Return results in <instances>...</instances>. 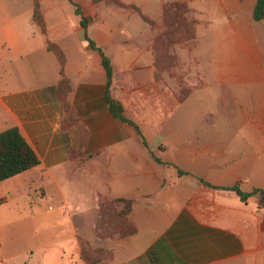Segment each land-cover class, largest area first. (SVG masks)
Wrapping results in <instances>:
<instances>
[{
  "label": "crops",
  "instance_id": "1",
  "mask_svg": "<svg viewBox=\"0 0 264 264\" xmlns=\"http://www.w3.org/2000/svg\"><path fill=\"white\" fill-rule=\"evenodd\" d=\"M119 1L126 7L74 0L89 19V38L103 54L112 52L111 92L138 125L147 148L133 127L111 115L101 56L83 42L73 6L67 0H37L43 33L33 21L34 0H0V132L16 127L39 160L33 169L0 182V264H87L80 259L76 233L80 224L94 221L87 212H95L99 196L132 199L129 220L136 233L109 246L111 259L91 264H264V204L257 196L242 202L219 189L238 185L243 192L264 191V52L259 53L258 22L252 19L256 0H211L226 21L218 30L226 35V48L245 51L248 58L220 64L225 67L221 81L230 70L233 118L210 123L204 138L191 137L190 123L173 122L175 115L184 116L197 89L191 88L186 65L179 60L181 81L191 91L182 103L176 99V65L159 72L158 79L154 66L164 6L189 8L192 0ZM132 7L150 20L160 11L161 19L152 20L151 27ZM101 8L135 15L146 27L136 39L126 33L127 39L118 41L113 34L123 26H108ZM48 43L64 55L77 124L63 125L56 95L60 65ZM183 47L169 45L168 50ZM165 131L166 142L158 139ZM152 146L161 157L153 155ZM69 153L78 155L71 160ZM97 173L103 175L100 184L73 193L70 201L57 183ZM32 178L40 180L44 204L20 210L12 204L18 197L13 185L20 184L25 194ZM114 183L122 188L116 190ZM83 195L93 200L89 208L80 203Z\"/></svg>",
  "mask_w": 264,
  "mask_h": 264
},
{
  "label": "rangeland",
  "instance_id": "2",
  "mask_svg": "<svg viewBox=\"0 0 264 264\" xmlns=\"http://www.w3.org/2000/svg\"><path fill=\"white\" fill-rule=\"evenodd\" d=\"M108 3V2H107ZM110 4V3H109ZM189 12L186 13L184 20L191 24V27L195 33V39L193 41L186 40L180 41L178 44L183 46L186 44V49L179 48L180 50L167 51L166 54L173 59V65H176V99L177 102L182 103L184 99L191 92L188 88H185V84L181 81V76L179 71L183 69L182 64L186 65L189 70V75L193 78V83L191 84L192 89H196L189 105L186 107V112L184 116L175 115L173 122L178 126L182 123H190L192 126V131L190 132L191 137L195 138V135H200L204 138L208 134L210 123H229L232 122V112L234 111V105L232 102V83L230 82V70L229 75L220 80V72L224 67H220L223 60L228 58L244 60L248 58L245 51H231L226 48V35H218V30L222 27V22H226L224 18H221L220 13L216 8V4L211 0H192L189 2ZM110 10V9H109ZM105 11V13H103ZM100 13L103 14L107 20V25L111 27H117L122 25L124 31H115L113 37L118 41H122L126 38V33L130 34L133 39L139 36V33L145 29L146 25L137 16L131 15H119L112 9V11H106L104 8L100 9ZM155 13V12H154ZM158 15V16H157ZM161 12H156V16L152 17L154 21H160ZM120 25V26H121ZM256 29V39L259 41L261 46V51L264 52V22L257 23L255 25ZM161 32L157 35H164L165 27L161 28ZM185 32L184 30L182 31ZM230 44V43H228ZM173 54H172V53ZM112 52L105 51L104 55L108 57ZM224 54V56L222 55ZM173 67V66H172ZM225 70V69H224ZM230 76V77H229ZM228 78V79H227ZM259 83L255 84L256 91L260 93ZM189 92V93H188ZM186 93L188 95L186 96ZM184 97V99H183ZM206 123V124H205ZM177 129V128H176ZM175 129V130H176ZM177 131V130H176ZM143 134V133H142ZM144 136V135H143ZM163 141H167L166 131L158 137ZM163 150L162 145L159 147ZM161 151L155 149L152 146V153L156 157H161ZM103 178L101 173H97L95 177H80L79 175L65 179L58 178L57 183L62 189L64 195L70 199H73L72 194L85 189L91 185H99V181ZM20 182L23 183V177H20ZM47 182V180H44ZM122 184L114 183L113 187L116 190L122 188ZM50 186H53L50 185ZM13 188L17 192L16 202L12 203L17 206L20 210L31 207L36 208L44 204L41 201V183L39 179L32 178L27 180V185L25 187V194L21 192V186L18 183H14ZM81 204L84 208H89L93 204L91 197L83 195ZM100 200L111 201L116 198H109L105 196H99L97 198ZM120 207L115 208L117 212ZM90 212V214H89ZM87 218L90 216L94 218L91 224H80L77 230V239L80 247V259L81 254L84 257H88L91 260L99 259H109L112 258V250L109 248L115 241L123 239L119 236V231L110 229L106 226L96 228V222L98 219V213L89 211ZM74 212H70L72 217ZM64 216V214H63ZM65 216H67L65 214ZM116 222L113 221V224ZM48 222L47 225H50ZM53 227V226H52ZM39 229V228H38ZM82 260V259H81Z\"/></svg>",
  "mask_w": 264,
  "mask_h": 264
},
{
  "label": "trees",
  "instance_id": "3",
  "mask_svg": "<svg viewBox=\"0 0 264 264\" xmlns=\"http://www.w3.org/2000/svg\"><path fill=\"white\" fill-rule=\"evenodd\" d=\"M74 8V13L77 15L80 20V26L82 28L81 37L83 42L86 44V47L89 50L97 52L101 56L102 66L105 71L106 76V89L104 94L105 102L108 106V109L111 115L114 118H117L123 123L128 124L133 127L137 133V137L140 143L147 148L146 140L139 129L138 125L132 120L128 119L124 114V108L121 103L114 97L111 92V82L113 69L111 62L108 57H106L100 48L89 38L87 34V27L89 19L81 15L79 6L74 2V0H67ZM92 3L97 4L102 1H106L111 5L116 7H126L121 4L119 0H91ZM136 10L141 19L151 27L155 24L152 20L142 16L137 8L132 7ZM189 12V8L186 4L171 3L165 5L163 8V25L165 27L164 35H156L153 45L154 53V66L156 68V79H158V73L170 69L173 66V59L170 58L166 52L168 51L169 45H176L180 41L195 39V33L191 27V24L184 20L186 13ZM252 19L255 22L262 23L264 22V0H256L253 12ZM33 21L45 33V27L39 13V6L37 0H34V12H33ZM183 32L182 34V31ZM48 49L55 54L60 65V80L57 85V99L59 100L61 110L65 114V119L63 125L68 126L71 124H77V121L74 117V114L70 106V94L72 91V86L70 80L65 76L63 71L64 66V55L52 43L47 44ZM189 93V92H188ZM186 93V96L188 95ZM184 99V97H183ZM76 153H69L70 159H74ZM93 158V155L87 156V159ZM154 161L162 165H168L162 163L159 159L152 156ZM39 165V160L29 144L20 134L19 130L16 127H12L0 132V182L19 175L27 170L33 169ZM179 175H187L186 172L178 170ZM200 182L210 187L208 183L203 180ZM227 191L233 192L242 202H246L247 199L251 196H257L260 204H264V191L258 188L252 189L250 192H243L240 190L238 185H234L228 188H219ZM134 201L132 199L126 198H116L111 201L106 199L100 200L97 202V213L98 219L96 222V228L106 226L110 229L118 230L119 236L122 238L133 236L136 233V229L129 220V215L131 213V208ZM120 207V210L117 212L115 208ZM113 221L116 222L113 224ZM81 259L84 263L91 264L96 262L91 260L88 257H84L81 254ZM111 259V258H109ZM101 260V259H99ZM97 260V261H99ZM108 260V259H107Z\"/></svg>",
  "mask_w": 264,
  "mask_h": 264
}]
</instances>
